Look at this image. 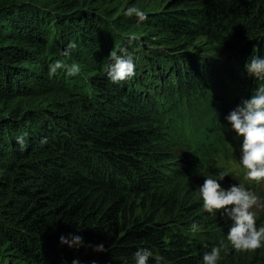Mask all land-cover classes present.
I'll list each match as a JSON object with an SVG mask.
<instances>
[{"label": "trees", "instance_id": "trees-1", "mask_svg": "<svg viewBox=\"0 0 264 264\" xmlns=\"http://www.w3.org/2000/svg\"><path fill=\"white\" fill-rule=\"evenodd\" d=\"M121 48L135 75L113 83ZM252 54L264 55V0H0V264H134L139 248L149 264H202L221 242L219 264H264V247L232 248L231 221L198 194L223 174L225 189L261 195L226 121L264 83L244 71ZM130 105L121 120L109 110ZM68 234L84 246H62Z\"/></svg>", "mask_w": 264, "mask_h": 264}, {"label": "clouds", "instance_id": "clouds-1", "mask_svg": "<svg viewBox=\"0 0 264 264\" xmlns=\"http://www.w3.org/2000/svg\"><path fill=\"white\" fill-rule=\"evenodd\" d=\"M127 15L135 16L139 22L146 21V12L137 7L127 9ZM68 49H75L77 44L70 42ZM66 55L70 52L66 51ZM106 67V75L113 83L130 79L135 75L136 63L132 54L126 48L111 51ZM66 70L68 76H77L81 72L78 64H57ZM244 71L249 78L264 81V55L252 54L244 65ZM226 121L237 137L242 138L240 146V165L247 170V178L252 181H264V83L252 92L249 98L242 99L230 111ZM17 142L24 145L22 137ZM225 175L219 177L208 174L198 194L203 202V209L211 215L221 214L227 217L231 226L227 233V240L237 251H255L264 247V226H257V214L253 209L264 207L262 198L241 184H233L227 189L221 186ZM190 230L196 233L200 225L192 223ZM60 244L69 248L79 249L84 246L83 238L79 235H61ZM223 242L213 246L210 251L202 255V264H219L221 260ZM93 251L103 253L104 245L93 246ZM154 253L148 248H139L133 255L134 264H149ZM162 258L155 257V264H161ZM72 264H81L79 259H73ZM127 264V260L124 261Z\"/></svg>", "mask_w": 264, "mask_h": 264}, {"label": "rangeland", "instance_id": "rangeland-1", "mask_svg": "<svg viewBox=\"0 0 264 264\" xmlns=\"http://www.w3.org/2000/svg\"><path fill=\"white\" fill-rule=\"evenodd\" d=\"M158 1H160V2H167L168 0H158ZM198 47H200V45L198 46ZM169 65L170 64H165L163 67L162 66H160L159 67V70H162V71H165V70H167L168 69V67H169ZM174 66H176V64L174 63ZM130 83V82H129ZM124 87V86H123ZM117 97V96H116ZM118 98V97H117ZM113 101V100H112ZM112 108V107H111ZM109 109L110 110V112L113 114H116V116H118V118L121 120V118L122 117H125V118H128L127 117V113H129V112H131V111H133V106L132 105H130L129 106V108H130V110H124V112L125 113H122V112H115V109L113 108V109ZM245 173V172H244ZM262 186H263V190H264V181L262 182ZM261 195L262 196H264V191L263 192H261ZM260 195V197L262 198V202H264V198L262 197ZM259 196V195H258ZM255 212H256V214H257V220L258 221H260V222H263L264 223V207H261V208H258V209H253Z\"/></svg>", "mask_w": 264, "mask_h": 264}, {"label": "bare ground", "instance_id": "bare-ground-1", "mask_svg": "<svg viewBox=\"0 0 264 264\" xmlns=\"http://www.w3.org/2000/svg\"><path fill=\"white\" fill-rule=\"evenodd\" d=\"M238 145H239V144H238ZM229 170H230V169H228V171H229ZM234 172H235V174H236V170H235ZM244 172H245V171H244ZM244 174H245V173H244ZM244 174H243V175H244ZM233 179H234V178H233ZM230 181H232V179H230ZM234 182H235V181H234ZM229 186H231V185H229ZM229 186H228V187H229ZM251 187H252V186H251ZM257 188H258V187H257ZM253 192H254V191H253ZM257 223H259V224L261 225V223H263V222H260V221L257 220Z\"/></svg>", "mask_w": 264, "mask_h": 264}]
</instances>
